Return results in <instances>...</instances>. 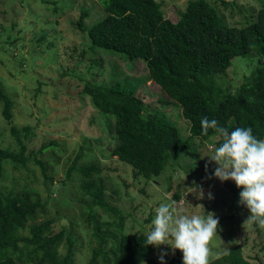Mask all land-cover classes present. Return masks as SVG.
Instances as JSON below:
<instances>
[{"label":"trees","instance_id":"trees-1","mask_svg":"<svg viewBox=\"0 0 264 264\" xmlns=\"http://www.w3.org/2000/svg\"><path fill=\"white\" fill-rule=\"evenodd\" d=\"M52 1L57 4V0L44 2ZM101 2L104 11L91 23L84 22L91 16L88 8L79 14L77 25L69 23L83 33L90 48L113 51L147 65L146 78L126 76L111 84L91 80L83 88L109 131L116 133L118 143L112 154L132 167L135 179L158 181L171 159L188 158L195 138L211 141L218 134L216 145L233 161L259 154L264 145V60L236 86L225 76L237 57L248 60L249 55L256 54L264 58V0L255 18L246 15L243 26L230 25L209 0H189L176 22L165 16L156 0ZM7 38L8 44L16 43L12 34ZM46 38L45 32L38 35V47ZM86 52V48L81 51L83 57ZM151 80L170 97L162 101L164 104L181 109L190 123L188 136L164 110L152 109L139 96L140 87ZM0 103L11 140L8 145L0 144V264H75L81 246L75 221L55 230L63 218L62 208L69 202L81 208L80 218L90 231L91 264H155L152 236L127 233V214L107 195L108 182H119L105 175L101 160L88 158L81 146L73 159L67 158L69 165L57 186L51 166L60 164L67 151L64 145L58 140L43 143L38 153L49 151L46 157L29 150L36 132L30 124L16 125L15 102L1 84ZM4 137L0 132V143L9 141ZM30 160L40 165L45 177V199L33 188L19 191L14 180L10 187L3 186L8 163L15 169H26ZM70 182L75 186L68 196L58 198L57 215L51 216L48 200L57 191L67 193ZM172 188L170 180L168 191ZM173 197L179 200L180 192L177 190ZM153 220L158 221L150 216L146 222ZM262 220L263 216L256 219V225ZM157 233L164 238L160 231ZM242 251L237 245L208 264H251ZM175 252L166 264H188L183 258L197 250L184 244Z\"/></svg>","mask_w":264,"mask_h":264},{"label":"rangeland","instance_id":"rangeland-1","mask_svg":"<svg viewBox=\"0 0 264 264\" xmlns=\"http://www.w3.org/2000/svg\"><path fill=\"white\" fill-rule=\"evenodd\" d=\"M44 1L0 0V84L15 102L16 125L30 124L36 132V138L29 141V150L38 153L43 143L52 140H58L66 148L60 164L51 166L55 184L59 186V180L64 177L69 165L67 158L73 159L84 146L88 158H99L105 175L119 182H108L107 195L127 214V233L152 235L155 264H166L167 258L176 256V248L184 244L197 250L196 256L183 258L188 264H208L237 245L242 246L243 255L251 264H264V181L260 182L264 178V145L256 157L233 161L228 152L216 145L218 134L211 141L195 138L188 158L171 159L158 181L146 178L138 181L132 176V167L112 154L118 143L116 133L114 129L109 131L105 118L83 88L91 80L111 84L114 79L126 76L146 78V63L127 60L113 51L90 48L83 33L72 28L71 24L77 25L84 8L91 14L86 17V24L102 15L101 0H57V4ZM156 1L162 4L165 16L176 22L189 0ZM209 2L217 6L230 25L237 26L246 24V15L255 18L262 3L261 0ZM44 32L47 38L38 47V35ZM8 34H12L16 43L6 42ZM49 42L53 45L49 46ZM84 48L87 52L83 57ZM263 60L256 54L249 55L248 60L235 58L226 80L238 85ZM138 94L152 109L164 110L183 135H189L190 123L180 108L162 102L169 101L170 97L157 83L151 80L143 84ZM2 108L0 103V132L9 141L0 144L8 145L10 126L3 121ZM47 154L49 151L38 153L41 157ZM26 167L15 169L8 163L3 186L10 187L14 180L19 191L33 188L45 199L48 194L40 165L30 160ZM170 180L173 188L168 191ZM74 186L70 182L65 189L67 193L52 194L48 200L51 216L57 215L58 198L68 196ZM177 190L181 194L179 200L173 197ZM174 209L175 215L166 217ZM62 210L63 218L55 230L68 225L70 220L75 221L81 245L75 264H91L93 243L89 241L90 231L80 218L81 208L69 202ZM150 216L158 221L146 222ZM261 216L263 220L257 226L256 219Z\"/></svg>","mask_w":264,"mask_h":264},{"label":"clouds","instance_id":"clouds-1","mask_svg":"<svg viewBox=\"0 0 264 264\" xmlns=\"http://www.w3.org/2000/svg\"><path fill=\"white\" fill-rule=\"evenodd\" d=\"M175 211H176V209H175ZM172 216V215H175V213H174V211L173 210H171V211H169L168 212V214H167V216L166 217H169V216ZM149 236H152L151 234H148Z\"/></svg>","mask_w":264,"mask_h":264}]
</instances>
